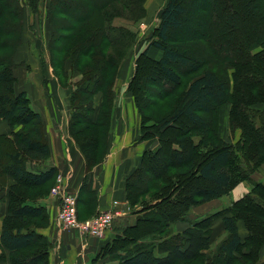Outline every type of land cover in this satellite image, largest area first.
<instances>
[{"label":"trees","instance_id":"1","mask_svg":"<svg viewBox=\"0 0 264 264\" xmlns=\"http://www.w3.org/2000/svg\"><path fill=\"white\" fill-rule=\"evenodd\" d=\"M145 1L52 0L47 13L53 29L49 51L55 76L61 84H66V61L82 76L71 94L70 134L85 158L88 189L92 183V168L106 154L119 65L137 42L129 24L136 25L144 18ZM188 1L167 0L159 13L155 38L146 42L147 48L137 58L128 90L141 117V140L157 138L158 147L144 152L140 167L125 182L127 204L135 208L134 220L116 225L114 235L92 263L97 264L106 257L115 258V264L195 261L213 245L210 231L214 222L223 228L224 238L215 246L217 254L209 257L205 264H235L239 259L250 264L259 262V251L264 244V182L253 180V174L264 168V0H244L249 14L261 28V38L249 40L237 51L228 48L231 53L224 57L213 51L221 45L211 39L209 31L215 23V15L223 16L228 5L218 1L216 7L215 0H196L199 7L193 14V31L188 36L184 32ZM35 3L33 1L31 8L37 12ZM111 10L114 13H110ZM123 10L132 15L140 10L141 15H134L131 21L114 16ZM1 15H5L6 26L13 20L17 28L20 25L21 8L13 0H3V4L0 0ZM229 15L228 22L236 24L233 10ZM208 18H212L211 23ZM226 29L227 36L232 35V27L229 25ZM1 33L0 18V36ZM175 33H184V36ZM196 44L206 45L207 54L212 49L217 59L226 61L230 79L226 81L207 69L194 78L188 76L185 82L182 80L189 72L191 75L200 68L190 57L205 55L192 50ZM150 48L162 52L159 60L148 56ZM111 50L114 54H109ZM8 60L7 55L0 58V118L11 130L10 138L0 137V186L6 185L7 177L12 178L14 184L9 188L8 216L3 221L1 244L11 252L20 251L12 257L13 264H49L44 238L27 229L31 226L28 220L44 217L43 210L26 205V201L34 197H27L32 188L42 189L44 194L57 174L54 168L37 173L26 170L28 160L48 158L49 148L40 115L30 108L25 92L16 94L14 91L15 78ZM178 85L183 90L173 107L154 119L150 114L152 108L159 100L171 98V91ZM98 93L102 101L94 120L93 98ZM226 104L229 105L228 142L217 130L219 111ZM258 105L263 108H257ZM183 120L188 122L184 127ZM235 132L238 138L233 143L231 138ZM3 153L8 157L5 163ZM242 182L250 190L232 201L230 207L198 221L189 218L193 208L229 196ZM76 211L79 221L98 215L81 219L77 201ZM179 222H187L189 226L182 232L175 231L169 244L160 245V255L142 244L149 237L173 230ZM239 222L244 230L242 236ZM32 248V254L24 253Z\"/></svg>","mask_w":264,"mask_h":264},{"label":"crops","instance_id":"2","mask_svg":"<svg viewBox=\"0 0 264 264\" xmlns=\"http://www.w3.org/2000/svg\"><path fill=\"white\" fill-rule=\"evenodd\" d=\"M33 1H36L37 12L31 8ZM13 2L21 8L20 25L17 28L16 20H13L6 26L5 15H1L0 58L4 54L8 56L15 78L14 91L16 94L25 92L30 101V108L40 115L43 136L49 148L48 158L28 160L27 172H45L54 168L56 174L63 177L67 190L75 195L81 219L107 211L111 208L112 202H118L119 205L127 204L125 198L127 177L140 167L144 152L154 151L158 147L157 138L141 140V117L134 97L128 90V85L135 74L137 58L147 48V44L132 46L119 65L114 83V109L110 120L106 154L103 160L92 168V183L88 189L85 182V158L70 134L71 94L82 76L80 72L71 69L70 61H66L64 65V71L67 73L66 84H61L54 74L49 51L53 29L47 17L52 0L41 2L13 0ZM1 3L3 4V0ZM148 56L157 61L161 58L162 52L150 48ZM101 101V94H96L93 98L94 120ZM19 129L20 127L17 128ZM10 134L8 123L0 118V137L10 138ZM55 179L56 177L52 180L49 189L53 183L55 185ZM5 183L6 185L0 186V264H13L12 257H16L20 251L11 252L1 244L3 221L8 216L9 188L14 181L7 177ZM243 185L239 184L231 192L230 202L247 193ZM47 191L26 201V205L43 210V219L46 220L47 226H32L27 229L47 241L50 264H89L99 249L114 235V229L111 236L105 239L91 238L90 244L84 242L82 238L85 237L79 238L77 232L76 234L70 230L62 231L57 218L59 200L51 195L50 190ZM200 206L192 209L189 216L191 220L196 218L195 213L202 212ZM133 220L131 218V221ZM188 226L187 222H179L174 228L176 232H182ZM104 262L105 259L97 264Z\"/></svg>","mask_w":264,"mask_h":264},{"label":"rangeland","instance_id":"3","mask_svg":"<svg viewBox=\"0 0 264 264\" xmlns=\"http://www.w3.org/2000/svg\"><path fill=\"white\" fill-rule=\"evenodd\" d=\"M218 1H222V2H220L222 5H224V4L228 5L227 12H223V16L218 15V14L215 15V19L213 21L215 23L212 24L211 29L209 31V36L211 37V39L214 38L215 43L217 45H221V47L217 46L218 48L217 49L215 48V50H213V51H215V53L217 52L218 54H221L219 57H224L225 55L230 54L231 52H229V49H231V50L234 49V51L235 50L237 51L241 47V45H246L249 42V40L251 41L255 38H261V35H262L261 28L257 24L255 18L249 14L248 9L245 6L244 0H215L214 4L216 7H218V5L216 4V2H218ZM166 2H167V0H146L145 1V3H144L145 15L143 16L144 18H141L140 21L136 25L131 26L129 24L130 30L134 31L136 34V41H137L136 44H140V45L145 46L146 42L148 44L149 40L152 39L151 41H153V39L155 38L153 33H154V29L157 27V24H158L159 13H160L161 9L165 6ZM198 2H196V0H190V1L185 3V7L188 10V13H187V16L185 17V20H184V26H185L184 32L188 36L193 31V28H192L193 18H194L193 14L195 13L197 7H199ZM119 8L121 9V6ZM232 10L237 16L236 24L235 23L230 24L228 22L229 16H230L229 14L232 12ZM113 11H114V9H113ZM113 11L111 10L110 13H114V12L118 11V9L114 12ZM139 12H141V11L140 10L136 11L134 13V15L136 17L140 16L141 14ZM134 15L129 14L125 10H123L120 15L114 14L115 17L123 18L126 20L130 19V21H131V18H133V19L135 18ZM208 15L209 14L207 13V16ZM212 18L207 19L209 23H211V21L209 19H212ZM191 20H192V23H191ZM195 20H196V17H195ZM116 21L117 20H115L114 22H116ZM124 22L127 23V21H124ZM114 25H116V23H114ZM229 25L232 27L231 30L233 32L231 33L232 35L228 34V36H227L228 31L226 28ZM174 35L184 36V33H181V34L175 33ZM229 36H232L233 38L231 39ZM171 38H173V37H171ZM173 39H175V38H173ZM0 44H1V41H0ZM196 46H197V48H196ZM196 46H194L192 48V50L202 51V52H204L205 55H203V57H199L196 54H193L190 56L191 58L194 59V61L198 65H200V68H199L198 72L192 73L191 75L189 72L187 77H182V80H184V82L186 81V79H188V76L189 77L191 76V78H194L196 75H198L199 73H201L207 69L214 71L215 73H217L218 76H220L222 79H224L226 81L228 79H230L229 78L230 70H227L226 61H224L223 59H217V57L215 56L216 54L215 55L212 54L214 52L212 51L211 48H210L211 49L210 54H207V52L205 50L206 45L203 46L202 44H196ZM225 47H227V48H225ZM257 51L258 50H254V52H257ZM185 52L187 53V51H185ZM109 54H114V51L111 50L109 52ZM236 56H237V52H235L234 57H236ZM146 70H147V68H146ZM141 76H142V73H141ZM140 78L141 77L139 76V80H140ZM181 87L182 86L178 85L177 88L173 89L171 91L172 97L169 98L168 100H159L157 105L155 104L156 106L152 108V111L150 113L154 119L160 118V116H162L168 112L169 108L173 107L172 105L177 100V97L180 96V93L183 90V88H181ZM256 107L259 109L263 108V106H261V105H258ZM228 112H229V105L226 104L219 111V114L217 117V124H218L217 130H219L218 133L223 135V136L225 135L227 142L230 141ZM147 114H149V113H147ZM215 120H216V117H215ZM187 124H188V122L186 120H183V127H184V125L186 126ZM236 138H238L237 132H235V135L233 136V138H231V142L234 143ZM9 152L10 151H8V154H9ZM2 159L4 160V163H5V161L8 160V157L3 153ZM263 169L260 170V172L257 171L255 174H253V180L264 182V170ZM240 184H244L243 186L245 187L247 192L250 190L249 186L246 183L242 182ZM53 186H54V183H53L51 189L53 188ZM51 189H48L47 192H49V190L51 191ZM41 193H42V189L39 190V188H32L28 192L27 197L29 199H32L33 196L40 195ZM230 201H231L230 196H227V197L223 196L218 200L212 201L211 203H208L206 205H201L200 208H202V212L195 213V214H197V216H196V218H194L193 221H198L201 218L209 216L212 213L217 212L219 210H225L226 208L230 207V204H231ZM119 208L122 211L123 215L120 216V218L117 221H115V224L113 223L114 226L111 225L110 229L104 233L102 238H98V239H105V237L111 236V234L113 233V229L114 230L116 229V225H119V224L122 225L127 220L131 221V218L134 219V215L132 214V212H134L135 208L131 209V207L128 204H122V205H120ZM100 213H102V212H100ZM100 213H97V214L99 215ZM87 217H89V216H87ZM28 221H29V223H31V226H29V227L47 226V222L43 218L42 219H35V220L30 219ZM239 224L241 226L240 234L242 236L244 234V230H242L243 226L241 225L240 222H239ZM59 227L61 228L62 231L70 230V231H74L75 233L76 232L78 233V231L73 230V229H64L61 226H59ZM212 228H213V231H210V232H211L213 245L210 248V250L206 251L200 258H198L195 261L180 262L178 264H205L209 257H212L214 254H217V250H215L216 249L215 246H217L218 243L224 238V230L221 226L217 225V223H215V222H214ZM173 230L168 229L163 235H155L153 237H149L142 244L146 245L147 248H153L155 255H160V253L158 251V247L160 245H165L166 242H168V244H169L170 239L172 237V234H175L174 232L176 229L174 228ZM80 236L81 235L79 234L78 237L80 238ZM82 237H85L82 239H84V242L87 244H90L91 238H95V237H90L88 235L87 236L82 235ZM44 242L46 243L47 241L44 239ZM46 250H47V252H49V248H47ZM33 251H34V249L32 248V249H29L28 251H25L24 253L32 254ZM99 251H100V249H99ZM22 254H23V252H22ZM22 254H21V257L24 256ZM106 258H105L104 264H115V262H114L115 258L113 260H109ZM48 261H49V257H48ZM89 264H95V263L90 262ZM235 264H250V263H248L246 261H242V259H239V262H237ZM258 264H264V244H263L261 250L259 251V262H258Z\"/></svg>","mask_w":264,"mask_h":264},{"label":"built area","instance_id":"4","mask_svg":"<svg viewBox=\"0 0 264 264\" xmlns=\"http://www.w3.org/2000/svg\"><path fill=\"white\" fill-rule=\"evenodd\" d=\"M52 196L59 200L58 222L64 229H73L82 235L102 238L104 233L110 229L115 218L122 215L118 202H113L110 209L96 215L88 220L79 221L76 211V197L70 193L62 176L57 175L55 185L50 191Z\"/></svg>","mask_w":264,"mask_h":264}]
</instances>
